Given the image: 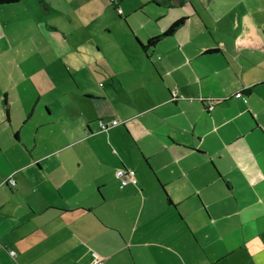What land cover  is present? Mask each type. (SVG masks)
Returning <instances> with one entry per match:
<instances>
[{
  "label": "crops",
  "instance_id": "0c3cea01",
  "mask_svg": "<svg viewBox=\"0 0 264 264\" xmlns=\"http://www.w3.org/2000/svg\"><path fill=\"white\" fill-rule=\"evenodd\" d=\"M123 1L118 19L146 20L121 40L105 8L0 5V65L14 14L15 26L41 15L76 51L36 41L33 23L25 41L37 70L0 76V264H93V254L102 264H264V79L250 72L264 41L241 23L259 8L238 0L237 24L217 13L221 28L208 18L213 0H142L131 11ZM185 14L203 25L186 19L147 47ZM121 169L137 183L121 188Z\"/></svg>",
  "mask_w": 264,
  "mask_h": 264
},
{
  "label": "rangeland",
  "instance_id": "374dc122",
  "mask_svg": "<svg viewBox=\"0 0 264 264\" xmlns=\"http://www.w3.org/2000/svg\"><path fill=\"white\" fill-rule=\"evenodd\" d=\"M80 1L81 5L80 8L81 10H85V9H91V11H95V12H100L102 10V8H105L108 10L107 15H112V16H107L106 20V24L108 25L109 22L112 23V31L114 33V37H116L118 40L123 39V37H127L128 35L130 36V30L129 27H131V25L137 23V24H141L145 22V17L144 14L139 13L135 16H132L129 18L128 20V26L124 23L123 18L118 19V16L116 14V12L113 9V4H115V0L111 1V0H61L59 3L54 2L53 0H42V3L45 5H48L51 9H57V8H61L64 9V7H62L60 4H63L66 9L68 10V12L70 13V15H72V11H69V7H74V5ZM137 1H142V0H124L123 4L125 6V10L126 11H131L132 7H134V5H136V3H138ZM50 2V3H49ZM28 3V2H27ZM205 4H208L207 0H205L204 2ZM238 0H213V6H215L216 10H212L209 13L211 14V16L213 18L208 17L211 22L213 24H216L217 26H222V23H220L219 21V17L216 16V14H222L223 16H225V18H227L228 22L230 24H237L236 22V18L234 17L235 14V7L236 4H238ZM248 3H250V7L253 8H259L258 12L256 15L254 16H250L249 21H246L245 19L247 18H242L245 21H242V24H246V23H250V26H253L255 29V34L258 35L262 41H264V0H248ZM220 5H224V7H220ZM25 9L29 10L27 5L24 6ZM90 7V8H89ZM196 7L199 10L200 8L203 9V5L200 1H198V3H196ZM120 8L123 9V6L120 3ZM218 9V10H217ZM58 10V9H57ZM175 12V11H174ZM179 12L185 13L188 12L186 9H181L179 10ZM220 12V13H219ZM132 14V12H130ZM170 13V12H169ZM189 13V12H188ZM29 17L31 20L26 19V22H24L23 24H25V26H15L17 25L16 22H21L23 20H21V16L19 15H10L11 19V25L10 26V34H9V39L11 41V46L12 49L6 53L5 55H3V64L0 65V76L2 75H10V78H15L18 77V75H26V77H28V75L32 74L34 71L37 70V64H35V58H34V51L35 49L32 48L28 42H26L25 40H30L31 42L33 41H43L44 43H48V45H52V49H54V47H57V49H63L65 50V52H73V54L76 55V51L74 49H67V46L65 47V45H63L62 43V38L60 33H56L55 31L50 30L49 27V21L46 20H41L42 17L41 15L37 14L35 17H33V15L30 14ZM189 15L185 14V16H183V19H187L185 24L191 25V27H195L197 25H200L203 23H199L200 21L198 20L197 17L192 16V21L189 22ZM110 20V21H109ZM205 20L207 21L208 19L205 18ZM109 21V22H107ZM40 23L39 27L41 29V32L44 33V35H39L35 38V40H33V36H34V32H33V23ZM104 21L102 20H96L94 23H91L90 26V34H95L97 37L95 39H93L91 37V40L93 42H98L99 40L102 39V34L100 33V28L101 26L103 27ZM215 22V23H214ZM233 22V23H232ZM245 22V23H244ZM207 24V23H206ZM205 24V25H206ZM105 25V24H104ZM111 25V24H110ZM194 29L192 30V34L194 35ZM214 30H211L210 33H208V31L205 32L206 36H210L213 33V37H214V41L218 44L221 43L222 41L225 40V37L223 35H221L218 32H213ZM224 31L229 32L228 27L226 26V28H224ZM82 32V30H78V36H80V33ZM230 33V32H229ZM238 31L233 30L231 32V34L233 35V39H237L238 37ZM195 36V35H194ZM197 36V35H196ZM195 36V37H196ZM42 51H44L45 53L47 52L46 49H42ZM72 56V55H69ZM94 56V55H93ZM264 61V60H263ZM50 68V67H49ZM54 68V66L52 65L50 69ZM48 68H43V71H47ZM49 69V70H50ZM48 70V71H49ZM250 72L254 73L255 75L259 76L261 79H264V62L261 64L260 68L256 70H250ZM53 73V72H51ZM49 72H47V74H51ZM27 86L29 85L28 81L26 82Z\"/></svg>",
  "mask_w": 264,
  "mask_h": 264
},
{
  "label": "built area",
  "instance_id": "2783aa9c",
  "mask_svg": "<svg viewBox=\"0 0 264 264\" xmlns=\"http://www.w3.org/2000/svg\"><path fill=\"white\" fill-rule=\"evenodd\" d=\"M114 1V0H111ZM178 96L176 94H173L172 100L174 101ZM234 98L236 99H241L244 102H246L244 96L241 94V92H237L233 95ZM213 101H208L207 105V110L210 111L213 108ZM118 122L117 121H112L110 125L105 124L103 122H99V128L101 131H106L110 126H117ZM116 177L121 181V188L128 184L135 185L137 183L136 178H135V173L133 170L130 169H121L117 170L115 173ZM7 183L11 186L14 185V183L7 179ZM10 255L13 256V252H10ZM93 264H102V260L98 258L96 254H93Z\"/></svg>",
  "mask_w": 264,
  "mask_h": 264
},
{
  "label": "trees",
  "instance_id": "16d2710c",
  "mask_svg": "<svg viewBox=\"0 0 264 264\" xmlns=\"http://www.w3.org/2000/svg\"><path fill=\"white\" fill-rule=\"evenodd\" d=\"M18 1L19 0H0V5H13V4L18 3ZM184 20L185 19L182 18V19L175 21L163 34L156 36L154 38H151L147 43V47H153L161 39L171 36L175 31H177V29H179V27L183 24ZM241 94L243 95L242 91H241Z\"/></svg>",
  "mask_w": 264,
  "mask_h": 264
},
{
  "label": "flooded vegetation",
  "instance_id": "af4514ba",
  "mask_svg": "<svg viewBox=\"0 0 264 264\" xmlns=\"http://www.w3.org/2000/svg\"><path fill=\"white\" fill-rule=\"evenodd\" d=\"M239 92H241V91H239ZM237 93V92H236Z\"/></svg>",
  "mask_w": 264,
  "mask_h": 264
}]
</instances>
